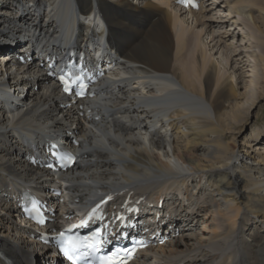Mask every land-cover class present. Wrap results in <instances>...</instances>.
Segmentation results:
<instances>
[{
    "label": "bare ground",
    "instance_id": "obj_1",
    "mask_svg": "<svg viewBox=\"0 0 264 264\" xmlns=\"http://www.w3.org/2000/svg\"><path fill=\"white\" fill-rule=\"evenodd\" d=\"M130 1L0 0V96L6 91L0 98V264H35L38 254V264H63L18 216L11 196L25 186L54 206L62 196L65 213L102 192L146 195L156 203L177 195L181 200L169 202L162 226L169 241L140 252L136 264H150V257L152 264H264V152H240L232 135L247 122L240 112L245 104L235 101H249L251 90L241 95L239 80L207 56L219 42L202 40L213 20L204 13L227 2L203 0L205 10L190 11L189 23L167 9L170 0ZM252 1H235L231 8L243 14L238 22L252 21L245 14ZM93 5L108 43L93 41L99 37ZM67 29L77 32L84 52L102 50L118 65L100 82V98L84 110L64 106L57 84L38 63L18 64L10 52L16 42L6 41L32 36L41 50L67 51L73 35ZM252 39L264 50V41ZM93 112L104 114L92 121ZM69 134L82 159L61 174L60 184L26 163L32 145L54 135L69 140ZM56 185L63 191L58 198L48 192ZM194 219L204 238L183 234Z\"/></svg>",
    "mask_w": 264,
    "mask_h": 264
},
{
    "label": "rangeland",
    "instance_id": "obj_2",
    "mask_svg": "<svg viewBox=\"0 0 264 264\" xmlns=\"http://www.w3.org/2000/svg\"><path fill=\"white\" fill-rule=\"evenodd\" d=\"M221 1H226L227 4H223L220 7L216 6L215 9H211V11L204 13L205 16L210 15L214 21H210V29L202 37V40L205 45L210 46H212V42H208L211 37H213L214 42H219L217 44L219 48L217 49V46H215L212 50H208L207 56H211L214 62L220 66L221 71H225L226 74L230 73L234 78L239 80V91L241 95L247 94V89L251 90L249 93V101H246L244 97L235 101V103L245 104L241 106L240 112L244 114V118L247 119V122L239 126L238 129H240V133L238 129H235L232 135L240 152L259 157V155L264 152V133L262 132V130H264V50L259 49L257 43L253 41L252 35L254 34L257 36L259 41H264V27L261 25L264 16V0L252 1L254 8L247 10L245 13L247 15L249 14L252 21L250 22L247 20L245 23H240L237 20L239 17L242 18L243 14H236L231 8L234 4H237L235 3L236 0H228L229 2L227 0H220V3ZM170 5L166 6L169 11H177L180 18H187V21L191 23L190 14L188 15L186 12L179 13L180 11H178L172 3H170ZM249 31L251 32L249 33ZM233 32H236L235 37H233ZM221 50L223 52L222 54L220 53ZM221 55L223 57H221ZM225 62L227 67H224ZM257 75L261 76L260 81L256 80ZM256 134L258 135L257 139L254 138ZM167 198L169 201L175 199L174 201L177 202L181 200L173 193L169 194ZM175 204L176 206L178 205V203ZM183 213L182 211H177L178 217L183 218ZM194 221L195 222L191 224L193 225L191 228V225L182 227V229H184L182 230V232H184L183 234L196 236L205 232L199 219H194ZM248 231L249 229L246 227L244 229V234L246 235ZM180 234L181 233H179V235ZM201 236L204 238L206 233H203ZM39 255L40 254L36 257L37 261L35 264L40 262L41 255L40 257ZM49 261L50 259H48V262ZM149 263H154L153 257H150Z\"/></svg>",
    "mask_w": 264,
    "mask_h": 264
},
{
    "label": "snow or ice",
    "instance_id": "obj_3",
    "mask_svg": "<svg viewBox=\"0 0 264 264\" xmlns=\"http://www.w3.org/2000/svg\"><path fill=\"white\" fill-rule=\"evenodd\" d=\"M64 91L68 92L69 89L67 87H65ZM93 211H95V209ZM103 264H117V262L113 258L109 257L105 261H103Z\"/></svg>",
    "mask_w": 264,
    "mask_h": 264
}]
</instances>
